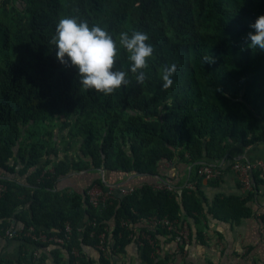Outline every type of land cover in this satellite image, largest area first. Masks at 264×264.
<instances>
[{
	"label": "trees",
	"instance_id": "1",
	"mask_svg": "<svg viewBox=\"0 0 264 264\" xmlns=\"http://www.w3.org/2000/svg\"><path fill=\"white\" fill-rule=\"evenodd\" d=\"M262 15L264 0H0V239L19 243L18 258L0 264H187L190 245H207L210 221L254 218L264 241V208L251 205L264 174L252 171L244 196L204 191L237 146L264 144V51L247 39ZM62 17L106 29L117 40L115 70L130 83L109 96L84 90L50 43ZM133 31L154 48L143 84L118 43ZM164 161L190 168L187 185L133 183L164 179ZM202 166L221 176L205 179ZM108 186L137 187L94 207L89 191ZM30 228L46 241L26 236Z\"/></svg>",
	"mask_w": 264,
	"mask_h": 264
},
{
	"label": "clouds",
	"instance_id": "2",
	"mask_svg": "<svg viewBox=\"0 0 264 264\" xmlns=\"http://www.w3.org/2000/svg\"><path fill=\"white\" fill-rule=\"evenodd\" d=\"M250 27L255 34L250 32L247 36L251 41L249 47L264 51V15L258 17ZM148 41L149 36L140 31L131 34L122 32L118 37L119 46L127 53L130 72L138 84L145 82L144 70L148 68V61L154 52ZM50 43L55 46L57 60L62 65L70 62V66L76 69L84 90L109 96L130 83L128 72L115 70L117 40L101 26H90L86 20L76 17H62L56 24ZM176 71L175 64L166 65L161 70L164 90L173 86L172 77Z\"/></svg>",
	"mask_w": 264,
	"mask_h": 264
},
{
	"label": "crops",
	"instance_id": "3",
	"mask_svg": "<svg viewBox=\"0 0 264 264\" xmlns=\"http://www.w3.org/2000/svg\"><path fill=\"white\" fill-rule=\"evenodd\" d=\"M237 147V151H234L231 155H226L225 167H222L223 174L218 186L205 187V194L210 199L217 194L241 196L242 192L237 176L232 170V164L235 160H242L245 163L255 164L261 162L264 164V144L247 148L242 146ZM227 167H229L228 170L226 169ZM255 170L263 174L262 170ZM159 172L164 179H159L157 176L143 177L141 179L137 178L133 183L139 179L136 183H165L169 185L167 183L171 182L172 184L184 187L187 185L190 168L181 162L164 161L159 165ZM133 178L130 177L122 183H119V185H123ZM206 183L207 181L203 180L204 186H206ZM158 184L155 186H158ZM251 205L253 210L262 211L264 208V184L259 189L257 202ZM17 227L19 228L21 226L18 225ZM205 239L207 242L206 246L190 245L185 251L188 255L187 264H207V262L212 264H264V241L262 238L261 224L254 218L243 220L239 225L234 226L217 221H210L209 230L207 235H205ZM18 254L19 243L17 240L0 239L1 258L14 261L18 258ZM90 254L94 255L92 252Z\"/></svg>",
	"mask_w": 264,
	"mask_h": 264
},
{
	"label": "built area",
	"instance_id": "4",
	"mask_svg": "<svg viewBox=\"0 0 264 264\" xmlns=\"http://www.w3.org/2000/svg\"><path fill=\"white\" fill-rule=\"evenodd\" d=\"M255 169L262 170V173L264 174V164L261 162L258 163H241L236 161L232 164V170L237 176L238 183L241 188V192L244 195H246L248 192L252 191V181H251V173ZM198 174L200 176H204L205 179L208 178H215L220 177L221 172L217 169H215L213 166H202L198 170ZM137 186L133 187H116V186H108L106 191H102L100 188H93L89 191V202L94 206L97 207L100 202L105 203L106 200H108L112 195H115V193H118L119 195L125 196L130 193H132ZM168 189H171V187H168ZM4 188L0 185V194L3 192ZM164 225H169V228H171V223H169L167 220H164L162 222ZM22 231V227H9L4 231V237L8 239H12L16 236H18ZM67 231H70V228L67 227ZM33 230L30 228L26 232V236L31 237L32 239L36 241H46V238L44 235H33ZM181 235L187 241V230L186 228L183 229L181 232ZM54 241L58 244H62V240L55 238ZM99 250L104 251V234L100 235V241L99 245L97 246ZM72 254L76 257L78 256L76 251H72Z\"/></svg>",
	"mask_w": 264,
	"mask_h": 264
},
{
	"label": "rangeland",
	"instance_id": "5",
	"mask_svg": "<svg viewBox=\"0 0 264 264\" xmlns=\"http://www.w3.org/2000/svg\"><path fill=\"white\" fill-rule=\"evenodd\" d=\"M241 196H243V194L241 193Z\"/></svg>",
	"mask_w": 264,
	"mask_h": 264
}]
</instances>
